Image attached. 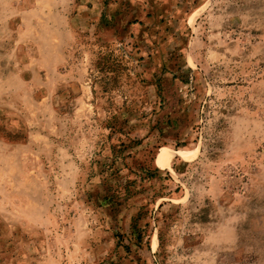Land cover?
Masks as SVG:
<instances>
[{
  "label": "rangeland",
  "instance_id": "obj_1",
  "mask_svg": "<svg viewBox=\"0 0 264 264\" xmlns=\"http://www.w3.org/2000/svg\"><path fill=\"white\" fill-rule=\"evenodd\" d=\"M0 264H264V0H0Z\"/></svg>",
  "mask_w": 264,
  "mask_h": 264
},
{
  "label": "bare ground",
  "instance_id": "obj_2",
  "mask_svg": "<svg viewBox=\"0 0 264 264\" xmlns=\"http://www.w3.org/2000/svg\"><path fill=\"white\" fill-rule=\"evenodd\" d=\"M178 155H182V156H187L188 153H181V154H178ZM174 157V153L171 152V151H164L161 155H160V163L161 165L163 166V168L165 169H168V167L170 166L171 164V161Z\"/></svg>",
  "mask_w": 264,
  "mask_h": 264
}]
</instances>
